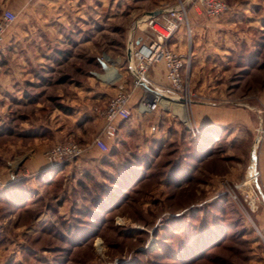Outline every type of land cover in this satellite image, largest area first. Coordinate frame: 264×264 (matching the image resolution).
Here are the masks:
<instances>
[{
	"label": "rangeland",
	"instance_id": "obj_1",
	"mask_svg": "<svg viewBox=\"0 0 264 264\" xmlns=\"http://www.w3.org/2000/svg\"><path fill=\"white\" fill-rule=\"evenodd\" d=\"M224 1L249 5L221 16L235 22L229 32L236 28L251 43L264 42V0ZM159 2L165 8L178 0H96L100 19L95 26L84 13L87 21L69 28L62 36L65 43L47 56L14 46L13 25L6 31L0 56V81L9 84L0 106V179L5 183L0 188V264H264V142L255 146L259 117L264 119V68L225 62L215 69L207 63L197 66L186 78L190 93L181 106L187 119L173 106L182 100L174 97L164 74L149 79L150 87L171 102L159 107L171 122L151 127L145 112L134 108L106 152L91 146L90 138L80 140L88 151L51 166L44 155L18 151L20 144L31 147L29 135L49 134L34 127L48 112L75 110L65 99H82L80 106L88 104L98 115L120 81L131 84L126 60L130 26L135 27L139 11ZM257 55L264 67V44ZM108 67L115 77H103ZM140 94L135 90L131 99ZM224 115L235 123L207 134L214 137L203 161L195 162L191 179L174 183L172 176L165 178L188 136L201 135V127ZM95 125L90 121L83 133L91 135ZM191 126L199 133L193 134ZM44 162L46 167L34 170ZM252 171L259 173L256 180L249 178ZM20 176L27 177L26 198L7 201L5 191ZM197 236L200 241L210 237L205 248H193Z\"/></svg>",
	"mask_w": 264,
	"mask_h": 264
},
{
	"label": "crops",
	"instance_id": "obj_2",
	"mask_svg": "<svg viewBox=\"0 0 264 264\" xmlns=\"http://www.w3.org/2000/svg\"><path fill=\"white\" fill-rule=\"evenodd\" d=\"M95 1L96 0H0V10L10 8L17 15L12 24V43L14 46H19L21 49H26V47H28L30 52L40 51L41 55L44 54L47 56L51 54L54 49H57L56 45L65 43V39L62 36L69 28H75L79 23H85L88 18L90 20L87 22L91 24V26H95V23L100 19V9L98 3H95ZM161 3L162 2H159L158 5H154L149 9H143L136 14L139 19L135 22V27H133V25L130 26L132 32H129V36L132 35L133 39L142 38L144 41L147 40L148 30L144 27L142 21L146 16H150L148 14L149 12L163 8V3ZM248 6V4L236 5L226 14H232V11L237 9L245 11ZM86 12L88 13L87 20H85L86 18H82ZM224 18L225 17L209 19L199 13L197 9L191 7L188 9L189 35L187 32L183 31L184 28L181 27L167 42V45L171 49L185 54L188 57V65L184 69L186 78H191L193 72L197 70V66L205 63L212 69H215V66L221 64V62H225L227 66L229 63L233 64L232 59L237 52L238 46L242 43L245 44L249 52L256 49L257 44L251 43V39L243 30L240 31L236 28H232L233 32L230 33V26L231 24L235 25V22L232 23L231 18H229L230 21H224ZM239 23H241V20ZM242 26L244 27L245 25ZM245 28L252 31L253 25H247ZM184 35H186V37H184ZM6 40L5 35V45L7 42ZM3 54L4 53L0 54V56ZM127 54L128 52L126 49V60ZM112 70L113 68L109 67L103 77L107 79V77H109L108 74L111 73ZM124 75L125 73H121V80ZM160 78L163 79V65L161 63L152 66L149 72V79L151 82L159 80ZM8 85L9 84L6 85L5 80L0 81V106L3 107L5 100L8 98L6 94L7 90L5 89ZM90 91L94 92L92 90ZM137 99H131L130 101L132 111L134 108L137 110ZM79 102L81 103L82 99L80 101L65 99L64 103L74 107L75 110H73L72 113H67L55 108L48 112L44 119L40 118L39 121L35 123L34 127L40 129V134L42 133L41 130L47 131L49 134L29 135L33 137L32 141L28 143V146L31 147L27 148L25 145L23 146L20 144V148L17 147L18 151L23 153L24 156H43L45 148L54 144L53 142L61 138L63 140L72 138L78 142L89 138L92 140L100 132L103 120L100 116L90 111L91 106L86 104L81 107ZM82 104H84V102H82ZM85 107L87 108L84 109ZM220 112L223 114V111L220 110ZM143 114L146 115V119H144L146 122L150 123L151 127L160 128L162 125H165L167 121L171 122L170 118L160 111L159 108ZM147 119L149 120L147 121ZM90 121L97 124L95 125L96 127H93L94 135L93 133L91 135L83 133L84 128H86ZM233 122L235 123V120L226 117V115L220 117L219 120L217 119L216 122L213 121V123L221 126H226L228 123ZM172 124L174 129L177 128V123H175V121L172 122ZM120 130L121 126L118 132ZM46 165L47 164L44 162L34 170H40L46 167ZM14 173L15 171L12 172V174ZM262 179L264 182V174Z\"/></svg>",
	"mask_w": 264,
	"mask_h": 264
},
{
	"label": "built area",
	"instance_id": "obj_3",
	"mask_svg": "<svg viewBox=\"0 0 264 264\" xmlns=\"http://www.w3.org/2000/svg\"><path fill=\"white\" fill-rule=\"evenodd\" d=\"M191 7L197 9L206 18L214 19L230 12L233 6L224 0H178L174 6L165 7L167 11L146 16L143 19V25L148 30L147 40L134 38L127 44V69L132 82L127 85L123 80L118 79L120 83L117 84L115 93L109 97L105 107L98 112L103 123L100 132L92 139L91 146L106 152L108 143L116 140L119 123L126 122L132 116L130 101L135 90H141L136 102L138 112L164 108L167 104L162 100L164 95L150 87L148 78L152 66L156 64L163 65L165 80L171 91L176 94L174 97L182 100L180 105H186L190 92L184 69L189 60L185 54L169 48L167 42L181 27H185L189 35L187 13ZM16 16V13L10 9H3L0 12V54L6 50L5 33L15 21ZM258 122L256 147L264 142V119L259 117ZM190 130L193 134L199 133L196 126H191ZM88 148L86 144L66 139L48 147L43 155L49 165L55 166L83 155ZM254 163L253 156L252 167ZM258 175V172L252 171L249 178L256 180ZM3 186L5 183L0 179V188Z\"/></svg>",
	"mask_w": 264,
	"mask_h": 264
},
{
	"label": "trees",
	"instance_id": "obj_4",
	"mask_svg": "<svg viewBox=\"0 0 264 264\" xmlns=\"http://www.w3.org/2000/svg\"><path fill=\"white\" fill-rule=\"evenodd\" d=\"M263 44H264V42L258 43L256 46V49L249 52L246 49L245 44L242 43L241 45L238 46L237 52L235 53V55L232 59L233 63L235 65H240V66L248 65L252 69L253 68H259V69L264 68V67H262L263 64H260V62L258 61L259 57L257 55L258 50L261 49V46ZM58 106L61 107L60 104H58ZM61 108H63V107H61ZM122 123L123 122L119 123L118 130H119ZM211 126H213V127H211ZM217 128L223 130L220 126H218V124H205L200 129L201 135H196V136L189 135L188 140L184 143V148L181 151H179V155L177 156V158L174 159L172 162L170 161V163H172V165L169 163L170 169L167 172L165 171L164 175L163 174L162 175L165 176V178H167V177L169 178V176H172V181L174 183L175 182L181 183L184 180L189 181L191 179V176H192L191 175L192 169L196 168L195 162H199V163L202 162L204 159V157H202L203 153H208L207 145L209 144L212 136L214 137V135H207V134H209L210 132L211 133L217 132ZM215 136H217V135H215ZM218 136H224V135H218ZM158 143L161 144V142H156L154 145L157 144L156 146L160 147V144L158 145ZM154 145L152 144L150 148H155ZM157 149H152V150L154 152V150H157ZM152 150H150L149 154L151 153ZM102 158L105 159L106 156H103ZM84 177H87V174H84ZM26 178L22 177V176L18 177L17 180H15L14 183H12L7 188V190L5 191L7 201L9 199L12 201H20V200H22V197L26 198V197H24V193L22 192V191H25L23 186L27 181ZM122 180H125V177ZM78 182L80 185H82L81 181H78ZM112 196H113L112 194H111V196H108V194H107V198H109V199ZM113 197L115 199V196H113ZM90 198H94V197L91 196ZM93 201H94V199H93ZM105 201H107V199ZM94 202H97V201H94ZM96 207H97V209H102V206L99 205L98 203H96ZM211 234L212 233H210L209 235H211ZM208 238L210 239V237H206V238H204V240L207 241ZM193 240H194V243H193L194 249L200 250V249L205 248L203 246V244H205V241L203 239L200 241V239H198V236H197Z\"/></svg>",
	"mask_w": 264,
	"mask_h": 264
},
{
	"label": "bare ground",
	"instance_id": "obj_5",
	"mask_svg": "<svg viewBox=\"0 0 264 264\" xmlns=\"http://www.w3.org/2000/svg\"><path fill=\"white\" fill-rule=\"evenodd\" d=\"M108 69H109V67H108ZM107 69V70H108ZM112 73V72H111ZM110 73V74H111ZM111 76L112 77H115L116 75H114V74H111ZM162 95V94H161ZM165 98V96H163L162 97V100L164 101V103H171L169 100H167V99H164ZM174 105L173 106H175L176 107V109L178 110V112L180 113V115L182 114L183 116H184V118L185 119H187V111H186V108H185V106H181V105H179V104H177V103H173ZM182 116V117H183Z\"/></svg>",
	"mask_w": 264,
	"mask_h": 264
},
{
	"label": "water",
	"instance_id": "obj_6",
	"mask_svg": "<svg viewBox=\"0 0 264 264\" xmlns=\"http://www.w3.org/2000/svg\"><path fill=\"white\" fill-rule=\"evenodd\" d=\"M162 11H167V8H160V9H157L155 11L149 12L148 14L149 15H157L158 13H160Z\"/></svg>",
	"mask_w": 264,
	"mask_h": 264
}]
</instances>
